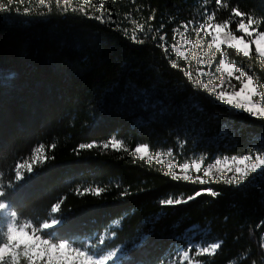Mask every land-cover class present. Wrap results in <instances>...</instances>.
Returning a JSON list of instances; mask_svg holds the SVG:
<instances>
[{
	"label": "trees",
	"instance_id": "16d2710c",
	"mask_svg": "<svg viewBox=\"0 0 264 264\" xmlns=\"http://www.w3.org/2000/svg\"><path fill=\"white\" fill-rule=\"evenodd\" d=\"M199 10L235 35L241 19L264 20V0H0V185L19 221L39 226L59 204L53 239L121 247L117 264H167L195 230L217 245L195 264H264V171L242 186L174 180L135 151L170 153L176 173L197 159L264 154V118L198 89L197 65L172 48ZM222 50L264 85L254 46L249 57ZM40 147L46 160L18 183L15 167ZM207 187L219 195L187 200Z\"/></svg>",
	"mask_w": 264,
	"mask_h": 264
},
{
	"label": "snow or ice",
	"instance_id": "6c2138e0",
	"mask_svg": "<svg viewBox=\"0 0 264 264\" xmlns=\"http://www.w3.org/2000/svg\"><path fill=\"white\" fill-rule=\"evenodd\" d=\"M11 2V0H9ZM232 12L238 16L243 17L244 13L238 11L236 8H232ZM212 16L208 17L211 21ZM264 24V20L255 21L251 16L247 17V22L241 19L237 25V30L245 34L249 39L246 41L243 35H234L231 31H225L229 27L227 21L224 23L208 24L207 25V35H210V44L208 45L209 50L204 54L209 57L207 60V66L213 64V59L219 55L218 65L216 66V71L219 72L221 76V85L229 83L231 87H235L230 84V81L226 78L233 77V71L238 72L239 75L235 77L239 81V91L228 92L222 86L209 87L208 84L196 82V87L198 89H206L210 94L211 98L222 105L233 106L237 110H242L253 118H264V92L259 90L260 87L254 82V78L248 75L246 72L241 71L240 68L236 67L233 69L234 62H230L227 59L228 53L222 50V46H227V48L234 50L237 54H242L244 57H249L251 55L250 45L255 46V53L258 56L264 58V31H259L257 24ZM203 28H197L196 32L199 34ZM166 39V37H161V40ZM187 43V42H186ZM176 52L180 56H184V53L180 51L179 48ZM177 61H173V67L176 66ZM203 64V60H201ZM184 75L191 79V73L188 71L184 72ZM203 76V73H200ZM242 97V98H241ZM254 98H259L260 102H254ZM111 144L113 148H118L120 141L112 140ZM81 149L92 148L93 144H81L79 146ZM107 147V145H105ZM137 154L140 155V159L143 160L145 155L148 153V147L146 145H140L135 149ZM160 153H156V158L160 159ZM149 160L152 156L148 155ZM46 160L43 153L39 156L34 157L33 162L43 164ZM164 161H161L163 163ZM22 167V165H17V169ZM172 179L183 180V181H193L200 184H205L207 181L204 177H211L212 181H218L227 183L234 186H242L252 174H256L258 170L264 171V154H257L254 157L250 154L243 156L233 155L231 160L227 157L223 161L216 159L214 164H208L207 167L201 168V164L193 161L191 165L188 163L181 164L180 170L183 175H178L176 172L171 171L174 168L173 164L167 165ZM191 169H195L197 173L203 172V177L196 175L193 177L189 174ZM27 172L31 174L33 168L27 166ZM16 181L21 182L24 177L22 173L17 170L15 173ZM95 193L97 195L102 191L96 188ZM203 193H208L212 197H217L219 193L213 190L212 187L203 188L195 193V196H189L188 201L199 197ZM9 193L5 191L3 185H0V214L7 213V223H6V242L0 243V264H105V260L108 257H101L100 259H94L93 255L89 254V251H82L80 247H73L72 243L64 238H58L59 242H54L53 238L50 236L44 238L46 232L42 234V230H51L55 226L61 223L59 219H52L50 222L45 220L43 223L39 224V227H33L32 223H19L18 222V212L11 210L13 205L10 200H6V196ZM182 201L179 199H165L161 200L160 203L163 205H178ZM186 202V201H185ZM60 208L59 204H53L51 206L52 213H57ZM213 248L217 245L213 244ZM122 249H118L116 252L111 254L112 258L119 255ZM207 252L208 249L203 250ZM187 256V253H185Z\"/></svg>",
	"mask_w": 264,
	"mask_h": 264
},
{
	"label": "rangeland",
	"instance_id": "374dc122",
	"mask_svg": "<svg viewBox=\"0 0 264 264\" xmlns=\"http://www.w3.org/2000/svg\"><path fill=\"white\" fill-rule=\"evenodd\" d=\"M82 1H86L88 2L89 0H82ZM198 15L200 16V23H198L197 25L195 24L194 26L190 25L187 26L186 28H184L182 30V33L179 35H175V38H177V42L175 44V47H172L175 51L177 48L180 49L181 52L184 53V56H182L183 58H189V61H193L195 65H197V75L199 76V80L201 81V83L204 84H208L209 87H215V86H222L224 87L228 92H231L233 90L235 91H239V81H237L235 79L236 76L239 75L238 72L233 71V77L231 78H226L230 81L231 85H234L235 87H231L229 85V83H225L223 85H221V76L219 74V72L216 71V66L218 65V61H215V59H213V64L209 67L207 66V60L209 59V57L205 56L204 54L209 50L208 45L210 44L211 40H210V35H207V25L208 24H215L213 23V21H209L208 17L205 14V11L203 10H199ZM245 22H247V19H244ZM197 28H203L204 30H202L199 34H197L196 29ZM225 31H229V27L227 29H225ZM243 34V33H242ZM241 34V35H242ZM235 35V34H234ZM240 36V35H238ZM245 40L247 41L249 38L243 34ZM187 42V43H186ZM254 46V45H250ZM255 48V46H254ZM178 55L179 53L176 52ZM180 56V55H179ZM260 57V56H259ZM262 59V61L264 62V58L260 57ZM201 60H203V64L201 63ZM235 67L233 66V69ZM203 73V76L200 75V73ZM242 98V97H241ZM254 102H260L259 98H254ZM232 108H234L233 106H231ZM41 152L43 153V149L40 148H36L32 154L25 159L23 162H21L19 165H22V167H20L19 169L16 168V171L19 170L22 173V176H24L27 172V166H31L33 168V166L35 164H37L38 162L34 163V157L39 156L41 154ZM160 155V159L158 160L156 158V154L152 155L150 154L149 150L147 155H145V158H147L148 155L152 156V160H156L158 162L164 161L163 163L168 165L173 164L174 168L176 167V163L175 159L172 158V155L170 153H166V152H159ZM137 154V153H136ZM141 154H137L138 157H140ZM144 158V159H145ZM229 161L231 160V157H228ZM216 160V159H215ZM215 160L212 161L209 164H214ZM221 161L224 160V158L220 159ZM198 163L201 164V168L207 167V165H203L202 160H194ZM193 162V161H192ZM192 162H187L189 165H191ZM162 163V164H163ZM179 173H177L178 175H183L182 171L180 170V167H178ZM172 171V170H171ZM191 172H195V169H191L189 171V174H191ZM211 178V177H210ZM1 183V182H0ZM54 213H52V215L50 216V220L48 222H50L52 219H55L53 216ZM7 213H3L0 214V243H4L6 242V223H7ZM19 223H30L28 221H19ZM33 227H39L36 226L34 224H32ZM46 232V235L44 236V238H48L49 236L51 238H53V234L51 233V230H42V234H44ZM199 234V231H192L188 237H187V241L185 242V245L182 248H179L175 255L171 258L168 259L167 264H195L196 262L194 261V256L198 255V254H212L214 253V251L216 250V248H213L212 245L216 243H209L207 241L204 240H199V239H195L196 236ZM54 240V239H53ZM69 242L72 243L73 247H80L82 251H89L90 255H93L94 259H100L101 257H108L109 259L105 260V264H117L119 263V260L121 259V257L123 256V250L120 251L119 255L116 256L115 258H112L111 254L113 252H116L118 249H122L121 247H118L116 249H112L108 250V249H103L101 246L102 241L96 239V238H88L85 239L83 237L80 238H74L71 240H68ZM54 242H59V241H55ZM207 248L208 251L204 252L203 250ZM185 253H187V256L185 255Z\"/></svg>",
	"mask_w": 264,
	"mask_h": 264
}]
</instances>
